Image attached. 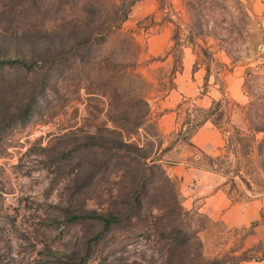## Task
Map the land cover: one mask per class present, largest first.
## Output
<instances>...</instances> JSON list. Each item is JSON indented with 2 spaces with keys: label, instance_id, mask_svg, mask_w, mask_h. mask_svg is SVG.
Listing matches in <instances>:
<instances>
[{
  "label": "rangeland",
  "instance_id": "1",
  "mask_svg": "<svg viewBox=\"0 0 264 264\" xmlns=\"http://www.w3.org/2000/svg\"><path fill=\"white\" fill-rule=\"evenodd\" d=\"M121 1L0 0V264H264V0Z\"/></svg>",
  "mask_w": 264,
  "mask_h": 264
},
{
  "label": "crops",
  "instance_id": "2",
  "mask_svg": "<svg viewBox=\"0 0 264 264\" xmlns=\"http://www.w3.org/2000/svg\"><path fill=\"white\" fill-rule=\"evenodd\" d=\"M162 50V47H159V49H155L151 44H150V53L155 54L156 52H160ZM173 96V93H170L167 95V98L170 97V99ZM188 98H191L192 100L194 99L193 96H191L187 91H181L180 90V103L186 101ZM196 103H201V104H206L207 99L205 96H202L201 98H196L194 99ZM171 107H173L177 102H174L171 100L168 103ZM175 110H168L166 113L162 115L160 118V127L165 131V132H170L174 129V120H175ZM222 134L220 132V129H218L209 119L204 120L191 134L189 137V141L187 143V146L190 149H195V150H204L207 152H211L214 149H217L221 144H222ZM187 153L184 154L183 156V167L181 174H179V177L181 176L183 178V182L186 183L187 178L190 176H194L198 180L201 181V185H199V188L190 190L188 192L189 196L186 199V203H189L192 205L196 200H202L201 202V209L202 208H208V204L212 203L211 201L214 200L215 196H218V192L213 193L210 191L209 188H202V185L208 186L210 185H215L218 182L216 181L217 177L216 175L212 174L209 171H204L201 169H193L191 166H187ZM208 178L207 182H204L203 179ZM200 184V183H199ZM205 195V196H204ZM196 201V202H197ZM223 202V205L225 207L224 199L222 198L220 200V204ZM219 203V202H218ZM230 207V208H229ZM227 208V211H235L236 210V205H230Z\"/></svg>",
  "mask_w": 264,
  "mask_h": 264
},
{
  "label": "trees",
  "instance_id": "3",
  "mask_svg": "<svg viewBox=\"0 0 264 264\" xmlns=\"http://www.w3.org/2000/svg\"><path fill=\"white\" fill-rule=\"evenodd\" d=\"M139 0H128V2L126 3L125 0H122L120 5L117 6L116 10L118 11V13H120L119 16L114 17L113 19L115 20V22H113L114 26L116 28H119L121 26V24L123 22H125V20L128 17V12L131 9V7ZM103 23H107V20L104 21ZM13 60H18L20 63H22L23 65H25L26 61L20 58H12L11 56H0V64L1 63H10ZM105 215H99L98 217H100L101 219L104 217ZM120 216L118 213H111L108 214L107 216L104 217V221L105 222H119L120 221Z\"/></svg>",
  "mask_w": 264,
  "mask_h": 264
}]
</instances>
